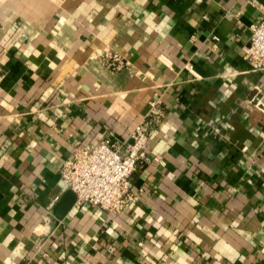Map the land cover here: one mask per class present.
<instances>
[{"label": "crops", "instance_id": "crops-1", "mask_svg": "<svg viewBox=\"0 0 264 264\" xmlns=\"http://www.w3.org/2000/svg\"><path fill=\"white\" fill-rule=\"evenodd\" d=\"M261 5L0 0V264H264V69L244 53ZM154 96L135 199L76 207L63 161L127 137Z\"/></svg>", "mask_w": 264, "mask_h": 264}, {"label": "built area", "instance_id": "built-area-1", "mask_svg": "<svg viewBox=\"0 0 264 264\" xmlns=\"http://www.w3.org/2000/svg\"><path fill=\"white\" fill-rule=\"evenodd\" d=\"M261 13L262 18L250 27L249 43L244 48L245 56L257 70L264 69L263 5ZM100 59L113 71L128 65L126 59L111 49H106ZM248 102L264 110L259 97L252 96ZM164 116L165 109L159 97L154 96L127 137L109 133L99 141L73 148L71 156L59 169V177L62 184L74 192L76 207L89 204L97 209L121 212L131 204L136 192L130 188V176L147 160L149 137Z\"/></svg>", "mask_w": 264, "mask_h": 264}]
</instances>
